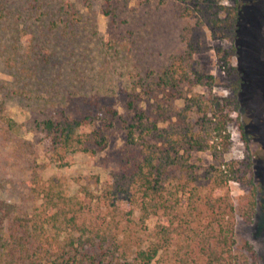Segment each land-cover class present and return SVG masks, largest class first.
<instances>
[{"label": "trees", "instance_id": "trees-1", "mask_svg": "<svg viewBox=\"0 0 264 264\" xmlns=\"http://www.w3.org/2000/svg\"><path fill=\"white\" fill-rule=\"evenodd\" d=\"M175 8L181 17L196 20L184 31L186 49L156 76L151 72L148 81L133 84L125 114L107 105L84 114L60 106L36 123L52 160L62 167L71 164L72 153L105 149L108 132L117 124L125 131V144L118 168L98 195H71L62 182L44 180L31 165L30 185L41 203L23 216L0 202V264H153L164 252L172 253L170 264L258 263L252 244L246 243L243 253L235 250L238 217L252 222L256 212L254 161L249 153L242 160L225 158L244 82L231 65L236 46L217 49L225 70L235 76L230 95H189L195 85L217 84L193 59L204 50L207 33L236 43L242 11L225 0H175ZM4 120L9 128L16 125ZM194 151L210 152L213 162L197 166L191 162ZM230 181L248 187L237 204L224 190ZM151 218L157 222L149 230ZM136 223L139 232L148 233L147 240L132 232Z\"/></svg>", "mask_w": 264, "mask_h": 264}, {"label": "rangeland", "instance_id": "rangeland-1", "mask_svg": "<svg viewBox=\"0 0 264 264\" xmlns=\"http://www.w3.org/2000/svg\"><path fill=\"white\" fill-rule=\"evenodd\" d=\"M241 8L236 43L204 38L206 46L194 55L197 68L212 74L217 84L195 85L189 95L210 93L230 95L228 85L235 78L228 74L218 47H237L231 65L243 74L239 95L240 112L232 116V145L226 161L242 160L249 153L254 161L258 184L257 206L252 222L238 217L235 227L238 253L252 244L264 264V0H225ZM196 20L181 17L175 0H0V202L13 205L12 213L30 215L40 205L32 190L31 165L47 180L56 178L67 193L84 197L97 195L110 173L118 168L125 131L120 124L108 132L109 143L96 153L70 154L71 164L58 166L51 158V146L36 131V123L51 108L66 106L75 114L99 107L126 112V95L134 83L159 74L174 56L186 49L184 31ZM176 103L183 106L184 101ZM4 117L14 121L9 128ZM243 132L248 139L244 140ZM191 162L208 166V151H194ZM237 204L248 187L230 181L225 187ZM95 203V201L93 202ZM139 221L140 210L134 213ZM156 218L146 224L151 230ZM133 224L132 232L147 240V232ZM172 253L160 254L153 264H170Z\"/></svg>", "mask_w": 264, "mask_h": 264}]
</instances>
